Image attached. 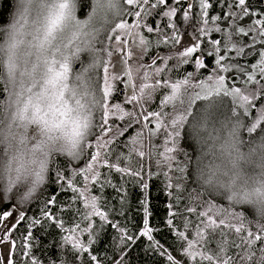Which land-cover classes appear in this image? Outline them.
I'll use <instances>...</instances> for the list:
<instances>
[{"label":"snow or ice","instance_id":"obj_1","mask_svg":"<svg viewBox=\"0 0 264 264\" xmlns=\"http://www.w3.org/2000/svg\"><path fill=\"white\" fill-rule=\"evenodd\" d=\"M12 2L0 0V186L20 203L49 181L71 195H51L31 219L0 198V264H43L33 229L48 222L71 264H125L140 238L165 264H264V9L251 0H14L8 19ZM116 176L140 189L136 234L117 219L127 191ZM153 177L168 197L170 246L151 224ZM108 228L111 256L96 248Z\"/></svg>","mask_w":264,"mask_h":264},{"label":"trees","instance_id":"obj_2","mask_svg":"<svg viewBox=\"0 0 264 264\" xmlns=\"http://www.w3.org/2000/svg\"><path fill=\"white\" fill-rule=\"evenodd\" d=\"M251 4L254 9H264V0H251ZM14 7L15 4L13 0L11 8L5 13L8 19L11 18ZM215 11H219V8L215 9ZM155 19L162 18L157 17ZM247 22L248 21H245V23ZM185 27L186 26L183 25L181 26L182 33ZM191 31V28H187L188 36L191 35ZM218 36L219 34H215L213 38H217ZM155 51L160 52L165 51V49H156ZM74 67L78 68L79 63L74 65ZM182 143L193 157L198 154V146H196L191 140L182 141ZM180 158L183 159L182 156ZM66 163L67 161L65 157H59L56 162V164L60 166H64ZM55 166L56 165H53V167ZM54 179L55 177L53 175L52 180ZM114 182L122 183L127 191V201L123 208L125 215L118 216L117 219L122 225L127 227L130 234H136L138 233L142 221V212L138 203L140 199V189L130 178L121 180L119 176H116ZM150 183L152 210L151 224L162 229L156 234V239L164 243L166 246H170L173 244V237L168 230L164 228V220L167 215L166 204L168 203V197L166 192L163 190V184L160 179L153 177L151 178ZM196 187L197 185L195 184L193 177V180L189 182L188 191H191ZM53 194L59 197V202L67 201L68 197L71 195L69 192H61L57 184L49 181L46 185L41 186V189L34 194L33 199L25 203H20L18 195H15L14 193H7L3 190L2 186H0V198H3V204L8 206L15 201V204L18 205V207H11L10 210L17 212L18 214L22 211L29 219L40 216V209L43 207L44 201ZM185 195H187V192ZM104 196L109 204L114 206L117 212L121 210L117 193L112 188H106L104 190ZM0 211H2V208H0ZM247 215L250 220L254 221L259 219V217L255 216L254 209L250 207L247 208ZM27 224L28 219L20 222L19 231L16 233L17 236H21L25 233ZM33 232L35 235V239L33 240V251L34 254L41 259L43 264H50L51 261H59L61 259L68 260L69 264H71V253L68 251L66 246L64 248L61 247V232L52 222L45 223L43 226H38L33 229ZM114 236L115 233L110 228L106 229L102 234L101 243L96 245L97 250L102 255L105 253L106 249L108 250V256L113 254L112 248L115 246V242L113 240ZM128 252L130 254L126 257L125 264H165L164 259H162L157 253L147 250L146 238H140L134 243H131V246L128 248ZM0 258H3L1 248ZM17 259L19 260L20 257L18 256Z\"/></svg>","mask_w":264,"mask_h":264},{"label":"rangeland","instance_id":"obj_3","mask_svg":"<svg viewBox=\"0 0 264 264\" xmlns=\"http://www.w3.org/2000/svg\"><path fill=\"white\" fill-rule=\"evenodd\" d=\"M183 39H184V41L186 43L189 42V36L188 35L183 36ZM30 132H31V128H30ZM16 214H17V218H19V214L17 212H16ZM0 248H1V251H2V256H4L6 254V252H7V250L3 246H0Z\"/></svg>","mask_w":264,"mask_h":264}]
</instances>
